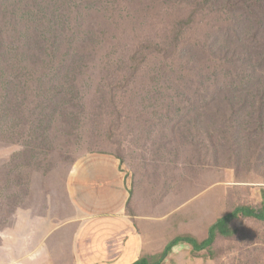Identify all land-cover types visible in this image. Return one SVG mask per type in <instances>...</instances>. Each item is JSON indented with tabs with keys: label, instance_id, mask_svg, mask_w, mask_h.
<instances>
[{
	"label": "rangeland",
	"instance_id": "obj_1",
	"mask_svg": "<svg viewBox=\"0 0 264 264\" xmlns=\"http://www.w3.org/2000/svg\"><path fill=\"white\" fill-rule=\"evenodd\" d=\"M263 93L264 0H0V242L44 252L94 157L120 162L130 215L203 241L262 207ZM231 227L164 264H264V222Z\"/></svg>",
	"mask_w": 264,
	"mask_h": 264
},
{
	"label": "crops",
	"instance_id": "obj_2",
	"mask_svg": "<svg viewBox=\"0 0 264 264\" xmlns=\"http://www.w3.org/2000/svg\"><path fill=\"white\" fill-rule=\"evenodd\" d=\"M72 180L71 215L50 234L42 231V240L38 239L34 246L42 241L40 247L45 251L29 255L27 233L20 229L23 236L17 241L0 242V264H42L39 258L49 254L45 262L50 264H134L141 258L161 254L179 236L168 237L166 230L151 229L140 214L130 215L126 176L116 158L87 160L80 175ZM174 249L164 263L177 252Z\"/></svg>",
	"mask_w": 264,
	"mask_h": 264
},
{
	"label": "trees",
	"instance_id": "obj_3",
	"mask_svg": "<svg viewBox=\"0 0 264 264\" xmlns=\"http://www.w3.org/2000/svg\"><path fill=\"white\" fill-rule=\"evenodd\" d=\"M263 89H256L252 91L253 97L261 98V91ZM263 101H264V93H263ZM254 218L259 221L264 222V200L262 207L259 209L252 208L250 206H238L231 213L225 215L224 217L218 219L210 228L208 232V237L199 242L193 237L189 236H178L175 239L171 240L164 251L152 257H144L141 258L134 264H163L167 257L172 253L174 247L180 244H189L192 246L193 251L201 252L203 250H207L211 252L213 244L215 243L218 236L223 237H232L235 235L236 230L231 227V223L239 218Z\"/></svg>",
	"mask_w": 264,
	"mask_h": 264
}]
</instances>
